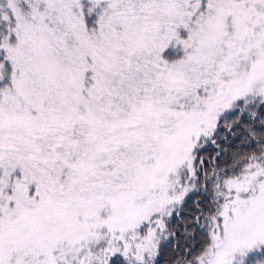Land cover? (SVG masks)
<instances>
[{"label": "snow or ice", "instance_id": "snow-or-ice-1", "mask_svg": "<svg viewBox=\"0 0 264 264\" xmlns=\"http://www.w3.org/2000/svg\"><path fill=\"white\" fill-rule=\"evenodd\" d=\"M0 264H264V0H0Z\"/></svg>", "mask_w": 264, "mask_h": 264}]
</instances>
